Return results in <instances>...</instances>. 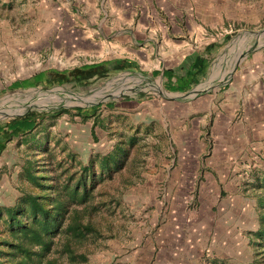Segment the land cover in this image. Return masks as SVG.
<instances>
[{"label":"rangeland","instance_id":"1","mask_svg":"<svg viewBox=\"0 0 264 264\" xmlns=\"http://www.w3.org/2000/svg\"><path fill=\"white\" fill-rule=\"evenodd\" d=\"M126 1L128 15L136 7L137 17L141 15L142 19L149 21V24H152L150 21L158 16L152 25L160 27L164 24L162 22H166L165 26L167 25L169 32L179 30L181 26V30L185 33L191 30V27L193 29V27L199 26L201 19L205 17V13L202 12L204 0ZM208 1L213 7L222 5L221 0ZM64 2L65 0H0V91L5 90L14 80L28 78L41 70L71 69L113 56L136 53L133 49L124 53L117 50L114 52L111 49L112 46L122 44L107 38L110 35L107 32V27L110 24L95 21L90 8L81 9V5H77L75 0H69L67 4H63ZM70 3H73L72 6L75 8L72 9ZM190 4L197 7L196 10L194 8L196 14H191ZM224 4L230 7L231 12L237 13L240 10L241 14L245 15V19L250 18V21H243L241 24L237 23V20L230 19L227 24H222L221 28H218V31L231 30L233 36H238L230 41L229 45L237 42L240 38V49L243 53L244 49L249 48V45H252L249 48L252 49L254 46L263 44L264 20L251 22V18L262 14L260 9L264 6V0H229V3L227 0ZM243 6H248V8L241 9ZM253 6H255L254 10ZM154 9L155 14L152 13ZM211 13L213 17L216 16V13ZM208 17L209 25L212 17L210 14ZM188 19H191L190 23L187 22ZM192 21L196 24L193 25ZM134 25H129V30H132ZM190 25L193 26L190 27ZM126 26L128 25H122V28ZM201 26L204 28L203 25ZM158 30L156 29L157 33ZM208 30L206 29V31ZM155 38L158 44L162 42L160 36L157 35ZM109 41H112V46ZM242 46L243 48H241ZM224 57L227 67L234 65L235 56L229 53V49L224 53ZM145 89L150 90L155 96H161L160 88L155 89L151 83L141 81L136 75L126 72L107 79L96 80L87 86H74L68 83L49 88L6 90L4 93H0V121H2L0 125L4 123L3 120L23 116L32 111L42 112L61 107L88 106L98 100L118 103V100L123 97L132 96ZM115 107L114 109L103 108L100 111L98 120L101 121L94 128L96 137L94 140L90 133L93 119L81 121L78 117L70 118L67 115H62L54 120H45L36 129L37 135L40 138L48 136L49 147L56 158L59 159L64 155L62 147L65 146L67 150L77 154L78 158L86 160L97 151L110 149L115 137L120 132L122 135H129L138 131L137 123L127 119L125 115L121 118L118 106ZM177 109L182 110V108ZM46 124L47 128L45 129ZM159 126L160 124L156 122L154 125L155 134L149 133L148 130L140 131V134L136 133L139 142L136 152L132 151V155L135 156H132L134 158L133 165H131L132 163L127 164L126 168L121 171L122 175H115L113 179H105L99 185L101 191L105 192L101 200L108 201L111 198L108 204V209L111 211L104 210L99 217L103 215L106 222L110 221L112 231L108 238L97 240L90 245V262L92 264H131L132 259L136 261L139 255L143 254L142 249L145 248L143 244L148 234V229L145 228H147L150 216H147L146 213L148 210H155L156 202L162 208L165 206L166 210H238L234 214V223L239 224L236 227L237 230H230L231 226L227 227L228 232L230 234L232 232L230 237L236 238L235 244H232L230 240L226 241L227 246L224 245L223 252L219 253L225 260L214 264H253L256 247L250 243L248 233L254 231L259 224L257 218L260 208L257 206V197L259 195L264 197V189L257 187L247 193L250 183L248 181L245 183L243 178L238 184L237 192L240 196L247 193L245 199H240L239 203H235L230 198L220 203L219 198L213 196L214 192L197 191L199 189L190 192L192 184L182 183L174 186L173 195L171 194L169 199L158 202L150 190L151 187H155V183L146 182V177L147 173H151V169L161 166L160 162L164 155L159 150L155 151L157 141H160L161 138L164 139L160 134ZM151 130L154 131L153 128ZM16 142H18L17 138L7 143L5 150L0 155V195H6L9 199L14 198L17 194L16 187L21 184L19 178L21 165L26 156H29L27 152L29 147L27 148V145L20 141L19 144ZM1 146L2 142L0 141V148ZM253 166L251 172L245 170L252 179L253 176L263 174L260 171L263 169V164ZM242 170L244 172V169ZM228 185L232 188L235 186L231 183ZM163 186L167 187V184H163ZM176 186L180 187L176 189ZM112 198H115V203ZM251 202H255L256 210H250L252 212L245 218V214L248 213L245 210ZM241 210H244L243 215ZM227 228L224 232L228 230ZM145 242L148 244L149 240L146 239ZM208 255L211 253H206L205 256L208 257ZM257 257L261 258L262 256L259 254ZM187 258H189L188 260L195 259L192 257L191 251ZM214 259L212 258L210 262H213Z\"/></svg>","mask_w":264,"mask_h":264},{"label":"crops","instance_id":"2","mask_svg":"<svg viewBox=\"0 0 264 264\" xmlns=\"http://www.w3.org/2000/svg\"><path fill=\"white\" fill-rule=\"evenodd\" d=\"M75 1L81 9L90 8L95 21L110 24L107 38L125 45L114 47L109 41L114 52L124 53L129 49L136 52L110 58L130 60L139 80L151 83L155 89L160 88L159 92L161 90V96L145 89L116 103L121 118L125 115L137 123V134L147 130L155 134L154 125L160 124L164 139L157 141L155 151L164 155L161 166L151 169L146 177V182L155 183L150 189L155 199L158 202L169 199L174 186L182 183L192 184L190 192L196 189L214 192L213 196L219 198L220 203L230 198L239 203L250 190H255L257 181L261 182L264 175V43L252 49L249 45L241 53L240 38L229 45L238 36H233L231 30L218 31L230 19L241 24L250 18L245 19L240 10L231 12L224 4L227 0H221L222 5L217 7L204 0L202 12L205 17L199 26L192 29L191 26L196 24L192 21L191 30L185 33L181 26L179 30L169 32L166 22L160 27L152 25L158 16L149 24L141 15L137 17L136 7L128 15L126 0ZM67 3L69 0L63 4ZM244 7L248 8L243 6L241 9ZM194 8L197 9L190 4L191 14H196ZM260 10L262 14L252 17L251 22L264 20V6ZM211 12L216 16L213 17ZM152 13L155 14V9ZM208 14L212 17L209 25ZM125 24L128 26L122 28ZM133 24L134 28L129 30V25ZM156 29H159L158 33ZM157 35L162 39L159 44ZM227 49L236 60L231 67H227L224 57ZM262 164L260 176L252 179L245 172H251L253 165ZM243 178L250 185L247 193L240 196L238 184ZM230 183L235 184L234 188L228 185ZM13 199L2 194L0 204L10 203ZM250 210H256L255 202L247 205L245 218L252 212ZM236 211L166 210L165 206L162 208L155 202V210L146 213L150 217L145 228L148 229L145 241L148 239L149 243L144 241L143 254L136 261L130 260L131 264H214V261L210 262L212 258L224 261L219 253L223 252L224 245L227 246L226 241L235 244L236 240L230 237L232 232L230 234L227 228L231 226L230 230H237ZM241 211L243 215L244 210ZM226 228L228 230L224 232ZM190 251L195 259L188 260ZM206 253L211 255L206 257Z\"/></svg>","mask_w":264,"mask_h":264},{"label":"trees","instance_id":"3","mask_svg":"<svg viewBox=\"0 0 264 264\" xmlns=\"http://www.w3.org/2000/svg\"><path fill=\"white\" fill-rule=\"evenodd\" d=\"M123 72L134 74L133 62L110 58L71 69L41 70L28 78L14 80L0 93L68 83L87 86ZM115 106V101L98 102L88 106L32 111L3 120L0 155L5 145L17 138L16 144L20 141L29 147V156L21 165V184L16 187L14 199L0 204V264H92L90 245L108 238L112 231L110 221L106 222L103 215L99 217L104 210L111 211L108 209L111 198L101 200L105 192L99 185L105 179L122 175L127 164L134 162L132 151L136 152L139 138L136 133L122 135L120 132L110 149L97 151L86 160L78 158L64 146V155L58 159L49 147L48 136L40 138L36 129L45 120L62 115L78 117L81 121L93 119L90 133L94 140V128L101 121L98 120L100 111ZM258 183L257 187L264 189V175ZM112 199L115 203V198ZM257 202L259 224L248 233V239L256 247L252 263L264 264V197L259 195ZM259 254L261 258L257 257ZM219 262L215 259L213 263Z\"/></svg>","mask_w":264,"mask_h":264},{"label":"water","instance_id":"4","mask_svg":"<svg viewBox=\"0 0 264 264\" xmlns=\"http://www.w3.org/2000/svg\"><path fill=\"white\" fill-rule=\"evenodd\" d=\"M195 92H198V90H195ZM102 100H98V101H96V102H94V103H91V104H88V105H93V104H96V103H98V102H101Z\"/></svg>","mask_w":264,"mask_h":264}]
</instances>
